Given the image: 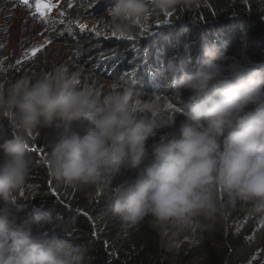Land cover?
Returning <instances> with one entry per match:
<instances>
[{"label": "clouds", "instance_id": "1", "mask_svg": "<svg viewBox=\"0 0 264 264\" xmlns=\"http://www.w3.org/2000/svg\"><path fill=\"white\" fill-rule=\"evenodd\" d=\"M203 3L109 0L104 23L131 36L135 22L152 13ZM201 51L203 66L195 71L184 72L174 59L160 70L169 89L191 94L178 131L171 130L175 118H167L159 95L151 94L138 108L132 102L138 87L106 92L82 87L80 73L62 64L0 87V115L11 113L24 132L58 134L50 141L49 163L52 176L67 185L108 187L123 170L135 171L131 184L117 187L111 205L124 226L151 217L158 231L182 232L198 217L223 215L221 191L227 205L239 202L264 214V66L246 59L226 63L217 43ZM165 128L170 130L160 134ZM157 136L149 151L147 141ZM0 155V264H84L85 245L65 236L34 237L28 221L18 223L11 215L12 197L34 166L25 140H5Z\"/></svg>", "mask_w": 264, "mask_h": 264}, {"label": "trees", "instance_id": "2", "mask_svg": "<svg viewBox=\"0 0 264 264\" xmlns=\"http://www.w3.org/2000/svg\"><path fill=\"white\" fill-rule=\"evenodd\" d=\"M86 1L89 9L97 0ZM170 11V25L162 28L159 35L142 38L150 34L136 27L133 40L120 44L113 40L105 49H118L119 60L124 61V67L114 70L110 77L122 71L134 81L131 84L127 79L126 86L138 87L148 96L155 93L168 98L175 109H180L165 112L167 118H175L171 130L178 131L184 121L182 110L191 103V94L169 89L160 70L169 59H174L184 72L201 68L202 46L212 43L222 47L226 63L246 59L264 66V0H204L195 9L178 7ZM162 14L156 13L158 17ZM133 56L138 58L133 60ZM12 81L0 76V87ZM144 94L143 98L147 97ZM169 130L162 129L160 134ZM13 137L25 140L26 151L34 161L33 177L28 183L36 184L42 194L23 196L15 192L9 205L12 217L18 223L28 221L34 237L65 236L85 245L84 264H264V214L250 212L239 202L227 205L222 191L219 201L225 204L223 215L198 217L191 240L169 253L166 239L173 228L158 231L151 217L137 225L124 226L112 212L117 187L131 184L135 171L123 170L108 187L78 189L51 174L50 141L58 138L57 133L50 129L24 132L16 126L11 113L0 115V143ZM154 140L158 136L147 141L149 151ZM33 149L44 150L43 156Z\"/></svg>", "mask_w": 264, "mask_h": 264}, {"label": "rangeland", "instance_id": "3", "mask_svg": "<svg viewBox=\"0 0 264 264\" xmlns=\"http://www.w3.org/2000/svg\"><path fill=\"white\" fill-rule=\"evenodd\" d=\"M53 2L59 7L52 10L45 22L35 13L36 0H30L27 6L19 4L17 0H0V62H2L0 76L9 77L11 81L35 78L51 73L55 65L62 64L69 73H80L79 85L82 87H91L100 92L128 87L126 86L128 76L122 71L118 75L115 72L114 77H110L114 70L124 67V61L119 60L118 49L107 51L106 46H109L113 40L117 44L130 40L118 38L120 35L118 33L117 36H112L113 31L106 27L104 21L107 19L106 10L109 7V0H97L89 9L86 0H71V6H69L70 0H53ZM60 12H63L64 16H60ZM154 14H150L147 20L140 21V25L135 26V28L140 27L141 31L146 28L147 33L150 34L142 38L159 35L161 29L168 27V23L171 22L170 16H165L164 13L162 17ZM60 20L65 23L61 25ZM164 20L168 23H162ZM81 25H86L88 30L80 32ZM93 27L99 28L102 34L96 36L91 31ZM105 33L109 36L108 39H105ZM46 40L52 43L45 45ZM33 47H41V51L34 57L30 52ZM137 58L138 56H133V60ZM18 60L21 63L17 64ZM133 90L132 102L136 104L139 101L138 107L151 98L149 94L140 92L139 88ZM143 94L147 97L143 98ZM158 98L163 104L164 113L177 112L174 111L175 108L166 107L171 103L168 98ZM32 177L33 173L17 191L18 194L23 196L42 194V189L36 184L28 183ZM192 236L193 225L182 232H177L173 228L170 237L166 239L169 253L176 252L178 247L183 242L191 240Z\"/></svg>", "mask_w": 264, "mask_h": 264}, {"label": "snow or ice", "instance_id": "4", "mask_svg": "<svg viewBox=\"0 0 264 264\" xmlns=\"http://www.w3.org/2000/svg\"><path fill=\"white\" fill-rule=\"evenodd\" d=\"M22 2H23L24 5L27 6V5H29L30 0H22ZM69 6H71V0H70V3H69ZM57 7H59V6L57 4H55L53 2V0H36V3H35V13L40 16L41 20L47 22V17L52 12V10L54 8H57ZM165 14L167 16H172L173 15V13L171 11H167ZM59 15L60 16H64V13L63 12H60ZM147 19H148V17L145 18V20H147ZM59 23L61 25H63L65 22L63 20H60ZM135 23H136V25H140V21L139 20H137ZM162 23L167 24L168 21L167 20H164V21H162ZM141 27L143 28V25H141ZM79 30H80V32H85L88 29H87V26L86 25H81L80 28H79ZM143 30H144L145 33L147 32V29L146 28H144ZM68 31H69V34H71V29L70 28L68 29ZM91 31L94 32L96 36H100L102 34L101 31L99 30V28H97V27H93L91 29ZM111 35L112 36H117V33L113 31L111 33ZM104 36H105V39H108L109 38V36L106 33L104 34ZM118 38H123V39H127V40H130V41L133 40V36H126L124 34H120ZM44 43H45V45H48V44H51L52 42L50 40H46ZM39 51H41V47H33V48L30 49L31 55L33 57ZM0 63H2V62H0ZM19 63H21V61L18 60L17 61V64H19ZM77 84L79 85L80 84V81H77ZM130 95L131 94H129V96L126 97V99L129 98ZM139 103L140 102L137 101L136 104H134V105L136 107H138ZM166 107L169 108V109H174V106L171 103L167 104ZM174 111H180V109H174ZM26 147H27V145H26ZM32 151L33 152L39 151L42 156H43V153H44V150H42V149H33Z\"/></svg>", "mask_w": 264, "mask_h": 264}]
</instances>
